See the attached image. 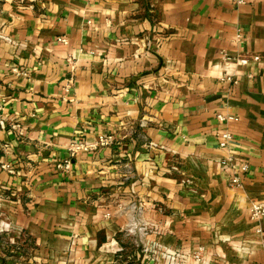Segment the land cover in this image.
<instances>
[{
	"label": "crops",
	"instance_id": "obj_1",
	"mask_svg": "<svg viewBox=\"0 0 264 264\" xmlns=\"http://www.w3.org/2000/svg\"><path fill=\"white\" fill-rule=\"evenodd\" d=\"M0 32L14 42L0 39L2 115L25 127L0 128L12 238L24 229L45 264H166L124 250L140 220L143 245L179 264H264V217H249L264 201V0H0ZM224 127L248 164L239 187L216 162ZM102 132L115 145L55 167Z\"/></svg>",
	"mask_w": 264,
	"mask_h": 264
},
{
	"label": "built area",
	"instance_id": "obj_2",
	"mask_svg": "<svg viewBox=\"0 0 264 264\" xmlns=\"http://www.w3.org/2000/svg\"><path fill=\"white\" fill-rule=\"evenodd\" d=\"M35 1V0H30ZM236 3H241L243 0H234ZM0 39L13 44L14 42L11 38L5 36L0 32ZM56 40L64 45L68 43V39L64 36H58ZM223 60L228 64L234 65H245L249 62L250 58L241 56V57H230L222 52ZM252 60H258L259 56L253 55L251 56ZM16 70V69H14ZM221 80H226L231 83H236L237 78L234 74L225 73ZM3 103L4 100L0 101V128L1 129H10L16 133V137L19 139H23L25 137V127L21 124L19 120H11L9 121L6 117L2 115L3 112ZM217 119L221 123H229L230 121H236L237 118L232 115H224L218 114ZM217 136V146L226 152V155L222 158L217 159L218 166L223 170L230 171L229 176V186L231 187H239L243 181V175L248 170V164L246 161L237 158L234 154V150L231 148L230 142L233 139L232 132L227 128L224 127L216 132ZM116 139L114 134L112 133H98L90 140H75L69 142L66 147L67 156L62 160H56L54 165L56 168L61 169L63 171H70L72 168V159L75 155L79 152H92L97 151L104 147H111L115 145ZM1 169L7 171L9 174H15L16 170L14 165L11 162L2 163L0 165ZM173 169H177V167H172ZM131 207L136 209L137 211H141L142 205L141 204H132ZM249 217L253 221H257L264 217V201H256L252 202L249 206ZM144 224L139 222H135L134 226L132 225L129 230H137L139 232L144 231ZM257 232L260 231L259 228L256 229ZM146 233V232H143ZM201 248L195 253V258H199V252ZM143 251L145 253H151L155 256L161 255V257L165 258L166 264H179V261L184 258L183 254H180L178 251L173 252L167 249L166 247L162 246L158 243H150L145 244L143 247ZM178 261V263H177Z\"/></svg>",
	"mask_w": 264,
	"mask_h": 264
},
{
	"label": "rangeland",
	"instance_id": "obj_3",
	"mask_svg": "<svg viewBox=\"0 0 264 264\" xmlns=\"http://www.w3.org/2000/svg\"><path fill=\"white\" fill-rule=\"evenodd\" d=\"M8 190L0 189V198L5 200V196L9 195ZM3 196V197H2ZM0 210V264H45L42 259H38L39 255L34 252L35 244L29 236H27L24 229L18 230L17 237L12 238L10 233V227H12L11 221L3 220ZM5 226H4V225ZM130 238H122V245L125 251H131L133 244L139 249H143L142 237L146 235L143 232L128 233ZM151 254V253H149ZM38 256V257H36Z\"/></svg>",
	"mask_w": 264,
	"mask_h": 264
},
{
	"label": "bare ground",
	"instance_id": "obj_4",
	"mask_svg": "<svg viewBox=\"0 0 264 264\" xmlns=\"http://www.w3.org/2000/svg\"><path fill=\"white\" fill-rule=\"evenodd\" d=\"M4 225V224H3ZM5 226V225H4Z\"/></svg>",
	"mask_w": 264,
	"mask_h": 264
}]
</instances>
